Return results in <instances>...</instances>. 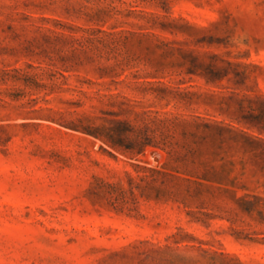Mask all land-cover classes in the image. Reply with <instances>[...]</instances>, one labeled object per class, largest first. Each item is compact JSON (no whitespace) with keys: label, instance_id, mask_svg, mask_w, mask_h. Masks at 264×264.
Wrapping results in <instances>:
<instances>
[{"label":"rangeland","instance_id":"374dc122","mask_svg":"<svg viewBox=\"0 0 264 264\" xmlns=\"http://www.w3.org/2000/svg\"><path fill=\"white\" fill-rule=\"evenodd\" d=\"M0 264H264V0H0Z\"/></svg>","mask_w":264,"mask_h":264}]
</instances>
